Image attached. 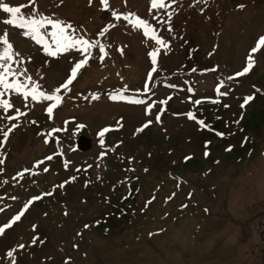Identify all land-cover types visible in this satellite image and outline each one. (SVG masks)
<instances>
[{
    "label": "rangeland",
    "instance_id": "1",
    "mask_svg": "<svg viewBox=\"0 0 264 264\" xmlns=\"http://www.w3.org/2000/svg\"><path fill=\"white\" fill-rule=\"evenodd\" d=\"M37 5L77 35L110 45L109 55L101 63L93 49L51 118L52 101L6 94L14 108L0 110V128L17 126L6 141L0 132V226L29 206L0 236V264H10L6 253L19 244L26 247L17 249L16 264H264V45L249 74L228 79L264 37V0H177L171 32L153 18L164 11H150V0H109L108 11L101 0ZM113 11L135 13L170 43L150 79L156 45ZM8 18L0 10V35L7 29L28 75L46 92L59 88L83 55L46 56L2 23ZM110 23L116 26L99 36ZM125 87L124 95L145 104L110 99ZM247 96L254 99L242 108ZM148 105H155L151 115ZM16 109L26 115L2 118ZM106 127L113 130L101 147Z\"/></svg>",
    "mask_w": 264,
    "mask_h": 264
},
{
    "label": "snow or ice",
    "instance_id": "2",
    "mask_svg": "<svg viewBox=\"0 0 264 264\" xmlns=\"http://www.w3.org/2000/svg\"><path fill=\"white\" fill-rule=\"evenodd\" d=\"M91 2V0H90ZM196 3H202L207 5L209 0H195ZM63 0H61V4ZM101 4L103 5L106 11L110 10L109 0H101ZM177 4V0H150V11H164V16H154L160 24H168V30L171 32V18L174 14L173 6ZM26 7H32L31 14H25L22 9ZM0 10H2L6 14H10V18L2 21L5 25L12 26L14 28H18L21 31V34L30 38L37 45L42 46V50L46 56L50 57H58L63 53H67L69 51L75 50L80 52L83 55V59L76 62L73 68L70 71L69 78L57 89L46 92L42 89L38 80H34L31 75H28L27 68H24L23 65L27 62L23 58H21V54L14 50L13 44L10 42L8 37V31L5 29L3 35H0V110H3L5 114H7L10 110L14 108L13 103L11 102L10 97L5 98L6 94L15 93L18 97L22 98L25 102L29 100L36 102L42 101H52L49 107L46 108V112L49 114L50 118L52 116L53 110L59 107L63 102V97L60 95L61 90L67 91L69 90V86L73 83V81L77 78L78 73L81 69L88 65V62L93 58L92 51L93 49H98L100 53V62L103 63L104 59L109 55L107 48L110 45H105L97 41H90L86 39L83 35H77L76 28L69 22L63 19L55 18L53 16H48L43 13H40L38 10L37 0H28V4L21 6H10L7 3H4L3 0H0ZM112 16L115 20H124L132 25L135 29H142L143 35L146 40L151 39L156 47L148 53L150 61L153 65L152 69L149 73V79L151 78V74L156 72L157 70V57L161 51V49L167 50L170 48V43L165 41L163 37L159 35V30H157L152 24L148 21L138 17L135 13H117L115 11L112 12ZM166 17V18H165ZM116 25L114 23H110L105 28L101 29L99 36H104L108 33L111 28H114ZM50 29V30H49ZM264 45V37H260L256 46L251 49L247 57L246 66L238 73L234 74V76L228 77L229 80L235 79L237 77H241L250 73L252 68L255 66V60L253 58V53H256L260 50V47ZM121 54H123V48L117 49ZM195 71V69H193ZM224 86V81H220L219 86L216 91L219 93L220 88ZM127 91V88L118 93L117 95H112L110 97L113 101H123L131 104H145V101L142 99H138L135 97H128L124 95V92ZM222 95H227L226 92L221 93ZM93 99H99L98 96H93ZM253 96H247L244 98V103L241 107H245L248 102L253 100ZM167 101H161V104H166ZM196 103H200L196 101ZM155 105H148L145 108V114L151 115L152 108ZM26 115V113L21 112L19 109H16L15 116H7L2 118H6L7 120H18L20 116ZM161 113L157 114L156 122L160 123ZM187 117L191 120H196V117L193 113L189 112ZM199 125L205 126L204 120L197 121ZM35 123V121H33ZM118 125L120 121L117 122ZM152 124L151 120L146 121L138 131H143L144 128L150 126ZM17 125H12L5 131L3 128H0V132L3 133L4 141L7 140V137L10 135L11 131ZM79 127H84L80 125ZM113 130L111 127H106L102 129L98 135L101 137L100 145L104 147L105 141L103 137L105 133ZM61 131V129H53V132ZM222 135V134H221ZM47 143V139L45 140ZM62 154V153H61ZM208 153H206L207 155ZM106 155V153H101V159ZM46 159H52L51 156ZM39 163H43L42 161ZM37 164V167L39 166ZM26 172H30L31 170H24ZM47 171V169H45ZM134 171V169H133ZM19 175H23L20 173ZM75 179V178H73ZM6 182V181H5ZM62 186V185H61ZM179 186V184H178ZM12 199H16L13 197ZM35 199H39V197H34L32 203ZM29 205H25L24 209L21 213H18L15 217H13L12 221L7 225L0 226V236H2L5 230L11 227L15 222L21 219L23 212L27 210ZM87 227V226H86ZM37 238H33L32 243L36 242ZM26 246L24 244L17 245L16 248L9 250L6 253L7 258L10 261V264H16L15 253L17 249H23Z\"/></svg>",
    "mask_w": 264,
    "mask_h": 264
}]
</instances>
